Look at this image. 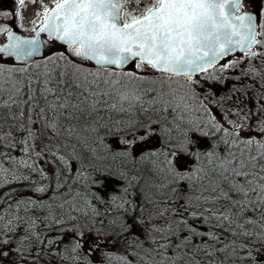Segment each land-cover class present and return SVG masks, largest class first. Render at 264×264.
<instances>
[{
    "label": "snow or ice",
    "instance_id": "6c2138e0",
    "mask_svg": "<svg viewBox=\"0 0 264 264\" xmlns=\"http://www.w3.org/2000/svg\"><path fill=\"white\" fill-rule=\"evenodd\" d=\"M14 2L0 11V264H264V12ZM237 68L253 83L220 96Z\"/></svg>",
    "mask_w": 264,
    "mask_h": 264
},
{
    "label": "rangeland",
    "instance_id": "374dc122",
    "mask_svg": "<svg viewBox=\"0 0 264 264\" xmlns=\"http://www.w3.org/2000/svg\"><path fill=\"white\" fill-rule=\"evenodd\" d=\"M45 2H48V0H45ZM15 6L16 5H15L14 0H0V11L12 10V9H14ZM39 6H40L39 2H37V4L35 6H33L31 3H28L27 8L25 10V14L27 16V20L28 21H30L31 19L35 18V11H36L37 8H39ZM260 11L264 12V2H263V8ZM25 23H26V26L31 27V24L27 23V21ZM18 31L20 32L19 29H18ZM20 33L22 34L23 32H20ZM229 58L230 59L239 58L242 61V63L245 60L244 54H235V55L230 56ZM229 58H226V59H229ZM254 63L256 64L257 67L260 66L259 61H254ZM243 67L247 68L248 67L247 63H244ZM126 70L135 71V68H134L133 65H128L126 67ZM235 75H241V70L239 68L234 70V72L232 74V78H230L225 84H217L215 86V90H216V88L224 87V86H226V84H228V88H227L226 92H221V91L219 92L220 96H224V95L228 94L230 92V90L232 88V85L234 83L236 84L237 87H241L243 85H249V84L253 83V81L251 80L250 77H242V81H236L234 79ZM247 78H248V81H247ZM243 79H245V80H243Z\"/></svg>",
    "mask_w": 264,
    "mask_h": 264
},
{
    "label": "flooded vegetation",
    "instance_id": "af4514ba",
    "mask_svg": "<svg viewBox=\"0 0 264 264\" xmlns=\"http://www.w3.org/2000/svg\"><path fill=\"white\" fill-rule=\"evenodd\" d=\"M263 2H264V0H246L247 10L250 11V12H253V14H255L257 9L262 10ZM18 33L21 34L19 31H18ZM22 34L23 35H27V33H22ZM42 38H46V37L42 36ZM243 80H245V79H243ZM247 81H248V78H247ZM227 88H228V84H226V86H224V87L216 88L215 91L219 94L220 91L221 92H226Z\"/></svg>",
    "mask_w": 264,
    "mask_h": 264
},
{
    "label": "water",
    "instance_id": "95a60500",
    "mask_svg": "<svg viewBox=\"0 0 264 264\" xmlns=\"http://www.w3.org/2000/svg\"><path fill=\"white\" fill-rule=\"evenodd\" d=\"M237 52H239V51H237Z\"/></svg>",
    "mask_w": 264,
    "mask_h": 264
}]
</instances>
